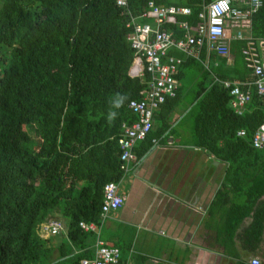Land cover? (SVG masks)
Returning a JSON list of instances; mask_svg holds the SVG:
<instances>
[{"label": "trees", "instance_id": "obj_1", "mask_svg": "<svg viewBox=\"0 0 264 264\" xmlns=\"http://www.w3.org/2000/svg\"><path fill=\"white\" fill-rule=\"evenodd\" d=\"M200 1L175 3L191 8L186 19L193 24ZM129 2L136 13L146 0ZM164 27L183 32L173 24ZM127 31L114 0H0V264H79V258L92 255L94 233L78 222L98 220L103 183L122 176L120 123L136 118L126 103L139 97L143 86L140 77L127 73L134 53ZM250 33L264 37V0L250 15ZM244 43L232 41L230 65L214 57L211 68L218 76L247 75L240 54ZM186 66L203 69L186 109L193 145L227 162L221 185L231 191L221 188L215 195L218 206L231 196L224 233L232 238L249 216L243 239L257 243L264 222V144L251 145L262 119L255 94L236 114L228 105V89L210 79L204 84L207 69L186 58L174 74V96H165L154 110L135 153L147 149L151 138L163 140L175 130L170 115L179 103V77ZM239 128L243 136L236 135ZM57 214L64 232L44 237L41 223ZM117 246L120 264L122 244Z\"/></svg>", "mask_w": 264, "mask_h": 264}, {"label": "crops", "instance_id": "obj_2", "mask_svg": "<svg viewBox=\"0 0 264 264\" xmlns=\"http://www.w3.org/2000/svg\"><path fill=\"white\" fill-rule=\"evenodd\" d=\"M230 30L233 32L234 27ZM242 31L244 38H253L250 19L249 26ZM254 39L264 40V37ZM234 40L238 39L230 40L231 59L224 58L227 65L233 61L231 43ZM200 57L207 60L212 70L211 65L216 63L214 57L221 56L207 54L202 48ZM246 74L243 79L232 80H250V71L246 70ZM176 121L172 113L171 124ZM181 134L177 129L166 134L163 140L150 144L129 163L118 181V186L120 181L126 182L125 191L119 192L124 196L123 203L100 226L99 238L122 244L120 264H248L252 256L264 264V222L257 243L243 239L249 216L242 218L232 238L224 233L229 219L225 206L229 202L226 198L224 205L218 206L215 195L222 188L227 162L193 145L192 138L183 140ZM223 188L231 191L227 184ZM234 197L242 201L241 197Z\"/></svg>", "mask_w": 264, "mask_h": 264}, {"label": "built area", "instance_id": "obj_3", "mask_svg": "<svg viewBox=\"0 0 264 264\" xmlns=\"http://www.w3.org/2000/svg\"><path fill=\"white\" fill-rule=\"evenodd\" d=\"M130 0H114L125 15V34L133 56L127 73L141 78L143 85L139 97L130 98L126 107L136 116L130 122L120 123V133L117 137L119 146L118 168L122 176L129 168V163L136 160V143L147 135L152 115L165 96H174L177 81L174 76L178 65L185 58L202 61L209 72L210 84L217 83L228 89L230 95L228 105L236 114H240L253 94L259 100L262 119L251 135V145L260 148L264 144V40L243 37V28L249 26L250 15L262 4V0H201L196 20L190 24L186 16L191 8L156 0H146L144 6L133 12ZM173 24L181 29V35L174 30L164 27ZM234 27L231 32L230 28ZM245 40L241 46L245 67L250 71L251 79L247 81L222 78L209 69L207 60H201L200 51L204 48L207 54H215L231 59L230 40ZM178 50L180 55L173 51ZM236 135L243 136L245 130L239 128ZM157 138H151V144L157 143ZM121 176V177H122ZM121 179V178H120ZM119 179V180H120ZM118 180V181H119ZM118 181H106L102 185V199L97 221H79L78 226L83 231L94 233L92 255L79 258V264H119V247L115 243L99 238V229L108 218L109 213L123 203L124 196L118 192ZM64 232V224L60 216H48L40 225L44 237ZM248 264H260L257 257L252 256Z\"/></svg>", "mask_w": 264, "mask_h": 264}, {"label": "rangeland", "instance_id": "obj_4", "mask_svg": "<svg viewBox=\"0 0 264 264\" xmlns=\"http://www.w3.org/2000/svg\"><path fill=\"white\" fill-rule=\"evenodd\" d=\"M183 69L181 76L179 77L180 84V99L177 107L174 110V116L177 118L175 122V130L180 131L183 140H188L190 136L191 117L186 113V109L190 101L194 90L196 88V80L200 78L202 73V67L186 66ZM209 82V76L203 81L204 84ZM126 182L125 180L120 181L118 186V192L123 193L125 191ZM58 215V214H57ZM59 216V215H58ZM61 218V217H60ZM62 220V218H61ZM261 261V260H260Z\"/></svg>", "mask_w": 264, "mask_h": 264}, {"label": "clouds", "instance_id": "obj_5", "mask_svg": "<svg viewBox=\"0 0 264 264\" xmlns=\"http://www.w3.org/2000/svg\"><path fill=\"white\" fill-rule=\"evenodd\" d=\"M119 104H120V101H117V102H116V106L118 107ZM115 115H116L115 113H111L109 118L112 119V118L115 117Z\"/></svg>", "mask_w": 264, "mask_h": 264}]
</instances>
